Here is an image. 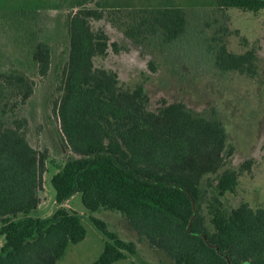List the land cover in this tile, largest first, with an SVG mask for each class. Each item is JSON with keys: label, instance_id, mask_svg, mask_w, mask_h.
Instances as JSON below:
<instances>
[{"label": "trees", "instance_id": "trees-1", "mask_svg": "<svg viewBox=\"0 0 264 264\" xmlns=\"http://www.w3.org/2000/svg\"><path fill=\"white\" fill-rule=\"evenodd\" d=\"M215 1L221 8L264 9V0ZM18 11L11 21L16 29L27 16ZM103 17L99 5L83 2L68 16L57 108L73 153L62 164L50 159L57 167L51 181L58 206L47 218L32 213L41 202L50 156L32 145L29 119L16 114L34 93V78L26 69L0 66V235L5 238L0 264H57L69 244L83 240L87 230L80 214L64 205L77 192L92 211L103 207L122 214L175 264H264V207L242 202L228 208L221 198L235 191L239 177L235 168L220 172L234 150L222 119L195 113L183 101L163 99L151 109L143 82L128 87L115 69L96 66V56L106 55L111 45L117 48L92 24ZM148 23L162 30L165 41L187 29L185 11L176 6L147 9L136 24ZM131 27L126 33L134 36ZM218 58L230 65L246 60L226 49ZM52 59L48 42L36 38L31 60L40 75L48 74ZM212 175L217 176L207 201L204 180ZM91 220L106 237L92 264L137 254L135 241L122 238L100 217Z\"/></svg>", "mask_w": 264, "mask_h": 264}, {"label": "rangeland", "instance_id": "rangeland-1", "mask_svg": "<svg viewBox=\"0 0 264 264\" xmlns=\"http://www.w3.org/2000/svg\"><path fill=\"white\" fill-rule=\"evenodd\" d=\"M79 2L103 9L104 17L94 19L92 24L103 28L111 43L117 44V48L111 45L106 55L95 57L96 66L115 69L128 87L143 82L151 109H157L165 99L183 101L198 114L218 115L225 126L227 145L234 149L226 154L220 172L225 168L239 172L235 191L227 192L222 201L228 208L242 202L254 208L264 207V9L253 13L236 7L221 8L215 0H0V14H4L0 15V66L20 67L33 76L34 93L16 114L29 119L32 145L50 156L43 173L41 202L32 214L47 218L55 211L58 204L51 178L57 167L50 159L62 164L73 153L61 130L57 108L61 91L57 87L68 56V16L78 9ZM165 6L185 11L187 29L176 40L165 41L162 30L152 24H136L147 9ZM18 10H26L27 16L17 22L16 29L11 21ZM129 24L134 26V36L126 33ZM36 38L52 48L47 75H40L31 60ZM223 49L244 55V64L221 62L218 57ZM216 176L204 180L207 201ZM205 204L203 211L207 214ZM64 205L80 214L87 234L83 240L69 244L57 264H92L103 252L106 237L91 215L104 219L110 229L137 244V254L111 264H141L143 260L150 264H175L140 237L119 212L103 207L88 209L81 192ZM4 239L0 235V250Z\"/></svg>", "mask_w": 264, "mask_h": 264}]
</instances>
